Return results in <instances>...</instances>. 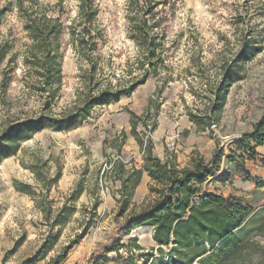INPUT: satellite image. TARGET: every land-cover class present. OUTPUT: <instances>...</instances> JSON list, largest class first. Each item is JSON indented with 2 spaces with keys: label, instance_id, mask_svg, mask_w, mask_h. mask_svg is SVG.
I'll return each mask as SVG.
<instances>
[{
  "label": "rangeland",
  "instance_id": "1",
  "mask_svg": "<svg viewBox=\"0 0 264 264\" xmlns=\"http://www.w3.org/2000/svg\"><path fill=\"white\" fill-rule=\"evenodd\" d=\"M8 1L0 0V7ZM97 2L101 8L99 19L107 30L102 52L112 65L109 72L112 77L121 74V68L128 58L134 57L136 49L125 36L123 0ZM76 4L77 0L64 1L66 17L74 16ZM68 36L65 34L64 85L55 107L57 111L74 100L79 85L78 61L67 44ZM169 38L177 39L178 43L170 60L175 80L161 94L156 90L162 81L150 77L129 96L95 108L80 126L67 131L47 128L36 132L32 138L20 141L16 154L0 160V264H29L33 260H36L33 264H48L68 245L73 247L61 264H94L104 248L113 246L116 238L124 245L121 260H113L117 252L110 251L104 254L106 258L100 264H126L128 256L138 263L145 257L152 264L170 261L173 244L163 246L160 253L152 237V227L135 228L129 234L120 230L119 225L129 211L121 216L117 214L121 183L104 170L110 158L131 161L128 166L142 165L140 146L131 133V112L142 116L141 120L134 118L136 130L142 139L150 136L154 153H160L161 159L168 157L185 166L195 153L206 161H212L216 150L223 153L219 169L208 180L195 183L201 191L196 196L215 192L250 205L255 214L236 234L244 238L253 235L264 219V160L250 159L248 154L236 150L235 144L252 130L264 111V0H182L171 23ZM246 38L262 46V51L243 63V77L230 87L221 121L213 126L214 135L207 130L194 132L192 141L186 139L188 131L184 126L190 121L187 108L196 109L190 83L195 84L196 73L203 70L193 66L197 51L200 49L199 57L211 72L222 59H233ZM5 41L6 57L0 62V135L12 123L40 108L38 99L28 96L23 89L21 52L29 40L15 7L0 24V43ZM13 53L18 54L20 66L11 72L9 58ZM5 73L11 78L7 92L1 84ZM150 98H153L151 106ZM154 122L156 127L150 131ZM176 130L183 132V138L174 149H169L166 140ZM39 158L48 160V168L37 161ZM22 162H37L41 170L37 174L39 184L36 175ZM58 168H61V177L53 182L50 179ZM14 181L31 184L36 194L17 190ZM78 182L83 191L73 198ZM149 182L150 178L143 179L132 197L137 211L154 199L148 197ZM95 198L100 203L93 210ZM65 203L68 208L60 212ZM56 221L60 224L54 225ZM134 236H137L136 242ZM211 253L209 250L195 258L193 264H201L200 261L208 264L205 260ZM190 256L186 250L180 253L184 260Z\"/></svg>",
  "mask_w": 264,
  "mask_h": 264
},
{
  "label": "trees",
  "instance_id": "2",
  "mask_svg": "<svg viewBox=\"0 0 264 264\" xmlns=\"http://www.w3.org/2000/svg\"><path fill=\"white\" fill-rule=\"evenodd\" d=\"M64 1L56 0L52 3L42 0H10L0 7V24L12 7L16 8L22 22L29 40L21 52L23 89L28 96L35 97L40 103L37 112L18 119L0 135V160L16 154L20 141L32 138L36 132L47 128L67 131L80 126L95 108L129 96L150 77L162 81V85L157 87V94H161L168 83L175 80L170 60L175 55L178 43L177 39L169 38V30L182 0H123L125 36L134 44L136 52L123 65L121 74H113L112 77L109 76L112 65L108 64V59L102 52L107 30L99 19V3L97 0H77L74 16L66 17ZM65 34L69 35L67 44L77 57L79 85L74 100L57 111L55 107L64 85L62 64ZM6 43H0V62L6 57ZM261 51L262 46L251 38H246L233 59H222L211 72L199 57L200 49L197 51L193 66L203 70L196 73L195 84L190 83L196 109L187 108V115L195 125L196 132L208 130L214 135L213 126L221 121L230 87L243 77V63L253 59ZM17 55L13 53L9 58L11 72L20 66ZM5 75L6 73L1 84L3 91L7 92L11 78ZM152 103L153 98H150L149 105ZM156 107L159 109L160 104ZM131 115V133L138 141L142 154L141 167L134 164L128 166L131 161L118 157L110 158L104 168L121 183L118 189L117 214L121 216L129 211L128 217L119 225L120 230L129 234L135 228L152 227V237L160 253L163 246H170L172 243L170 261L157 264H193L195 258L209 250L212 253L205 260L208 264H264V219L252 236H238L236 232L255 214L250 205L215 192L196 196L201 191L196 188L195 183L208 180L212 172L219 169L223 153L216 150L212 161H206L195 153L185 166H180L168 157L161 159L154 153L150 136L142 139L136 130L134 118L141 120L142 116L134 112ZM155 127L156 122L151 125L150 131ZM263 145L264 111L252 130L235 144V148L254 159L258 154L256 148ZM37 161L48 168V160L42 161L39 158ZM22 163L36 175L35 179L39 184L41 180L37 174L41 170L37 162ZM144 173L150 178L148 197L153 196L154 199L137 211L133 207L132 197ZM60 177L61 168H58L50 180L56 182ZM14 185L21 192L36 194L31 184L14 181ZM82 191L83 187L78 182L73 198L80 196ZM99 203L100 200L95 198L92 209L95 210ZM67 208L65 203L60 212H65ZM58 224L59 221L54 222V225ZM133 240L136 242L137 236ZM78 242L79 240L75 243ZM72 247H63L48 264H61ZM123 247L116 238L113 246L104 248L103 254L94 264H100L106 258L104 254L110 251L117 252L113 260H121ZM154 249L152 247L151 251ZM185 250L191 254L187 260L180 257L181 251ZM200 263L202 264L201 261ZM126 264L152 263L148 257L138 263L128 256Z\"/></svg>",
  "mask_w": 264,
  "mask_h": 264
},
{
  "label": "crops",
  "instance_id": "3",
  "mask_svg": "<svg viewBox=\"0 0 264 264\" xmlns=\"http://www.w3.org/2000/svg\"><path fill=\"white\" fill-rule=\"evenodd\" d=\"M184 128L188 131V136H187L186 139H189L190 141H192L191 140L192 134L194 132H196L193 123L189 121V124L185 125ZM138 151H140V150L138 149ZM256 151H257L258 154L255 156V159H256L255 161H259V160L263 161L264 160V145L263 146H258L256 148ZM157 155L160 158H163V156L160 153H158ZM148 178H149V176L147 175V173H144L141 181H143V179H148Z\"/></svg>",
  "mask_w": 264,
  "mask_h": 264
},
{
  "label": "built area",
  "instance_id": "4",
  "mask_svg": "<svg viewBox=\"0 0 264 264\" xmlns=\"http://www.w3.org/2000/svg\"><path fill=\"white\" fill-rule=\"evenodd\" d=\"M183 132L181 130H176L170 137L166 140V145L169 149H174L177 144L182 140Z\"/></svg>",
  "mask_w": 264,
  "mask_h": 264
}]
</instances>
